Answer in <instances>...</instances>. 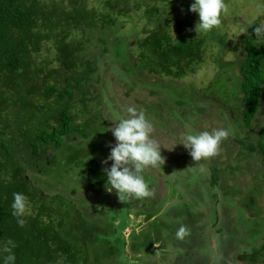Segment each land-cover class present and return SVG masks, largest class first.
Instances as JSON below:
<instances>
[{
  "label": "trees",
  "instance_id": "16d2710c",
  "mask_svg": "<svg viewBox=\"0 0 264 264\" xmlns=\"http://www.w3.org/2000/svg\"><path fill=\"white\" fill-rule=\"evenodd\" d=\"M169 1L96 0L94 4H88L86 0H0V264H4V257L8 255L3 249L9 246V241L15 244V264H117L119 254L123 253L124 239L120 230L124 225L114 228L110 224L116 238H108L104 235L106 229H101V219L107 217L106 214L98 216L100 214L82 211L72 198L60 192L48 195L39 188V183H35L38 175L44 176L53 169L59 174L57 179L64 180L56 159L61 158L65 149H73L68 138L81 129L80 124L73 123L75 98L79 97L77 100L83 107L97 98V102L100 100L92 83H89L92 81L90 75L95 71L91 57L95 47L104 54L109 53L128 74V79L129 74L140 77L139 73H142L145 79L141 82H148L152 94L160 90L169 93L170 98L163 97L148 103L160 106L155 108L156 112L171 108V105L176 108L189 105L192 110L195 108L192 102H201L202 94H208L210 100L197 103L198 110L216 106L210 105L211 100L216 99L222 105L220 108H227L234 115L229 116L234 132H244L255 117L261 113L264 115V41L256 38L254 29L258 25L251 24L244 35L245 55L234 63L238 71L234 82L226 83V75L232 68L227 65L231 63L221 65V59L213 54V63L217 67L214 80L202 90L194 85L183 86L179 80L193 74L205 63L209 56L205 54L206 49H212L214 43L222 48L218 42L225 39L213 30L197 33L181 25L176 26L173 34L172 24L165 21L172 10ZM182 5L190 11V4L183 0L180 7ZM134 11L141 13L139 18L142 20L137 19L142 26L131 37L119 34L123 18ZM44 52L48 55L43 57ZM133 80L129 82L135 84ZM221 82L228 85V90L219 96L213 88ZM189 88L190 92H187ZM228 92L232 101L239 93V101L222 102ZM155 111L152 116L156 114L158 117ZM204 115L213 117L209 111ZM238 136L233 142L245 145L244 139ZM248 139L245 135V140ZM255 143L256 146L250 143L245 148L249 152L258 148L264 161V125L257 131ZM75 150H72L73 154L69 153L67 161L73 160L76 163L73 168H79L78 180L88 183L98 192L103 191L105 171L95 159L81 160L80 151ZM172 154L175 160H183L180 167H191L183 158L185 154ZM189 162L194 164L192 157ZM163 166L166 167L165 164ZM195 166L193 169L199 170L200 167ZM172 174L176 176L173 181L180 183L181 177ZM209 174L206 178L219 180L214 169ZM215 179L213 184L217 183ZM177 185H172L174 195L180 189ZM14 193L26 195L31 204L23 217L26 221L23 227L12 214ZM71 194H75L74 189ZM215 198L217 205L219 199ZM136 200L130 201L135 203ZM192 215L187 214L188 220H193L195 215ZM93 227L99 229L94 228V232ZM98 232L102 234L99 238L96 237ZM134 233L131 231L128 236L130 251L136 254L146 248L142 247L143 240ZM170 240L176 243L175 237ZM103 241L106 242L103 243L104 248L95 255L93 246ZM156 241L162 248L166 246L161 240ZM109 244L112 255L103 258L102 252L108 251ZM261 247L264 250V243ZM254 252L259 250L254 249ZM245 256L254 262L248 254L240 255V259L246 260Z\"/></svg>",
  "mask_w": 264,
  "mask_h": 264
},
{
  "label": "rangeland",
  "instance_id": "374dc122",
  "mask_svg": "<svg viewBox=\"0 0 264 264\" xmlns=\"http://www.w3.org/2000/svg\"><path fill=\"white\" fill-rule=\"evenodd\" d=\"M95 1L86 0L88 4H94ZM182 1H169L172 10L165 21L172 24L173 34L176 33V26L179 25L194 31L199 22L198 13L189 11L184 5L180 7ZM184 1L190 5L195 2V0ZM226 4L229 13L226 16L222 15L221 26L213 30L215 34L224 36L225 41L221 39L218 42L223 47L214 43L212 49L207 48L205 54L209 56L205 59V63L193 74L179 80L180 85H194L195 88L202 90L213 81L217 71L213 63V54H217L216 57L221 59V65L231 63L227 65L232 68L226 75L228 79L226 83L234 82V78L238 76L237 66L234 63L245 55L244 35L248 33L251 24L264 23L263 0H227ZM140 12H129V16L123 18L124 24L118 33L133 36L135 30L138 31L142 26L137 19L141 15ZM47 55V52L42 54L43 57ZM91 57L95 62L93 65L95 71L92 75L89 74L92 78L89 83H92L100 100L97 102V98L96 101L83 107L77 100L79 97L75 98L72 112L76 116L73 123L80 124L81 129L76 130L77 133H73L68 138V143L72 146V150L80 151L78 153H81V160L95 159L104 171L105 167L110 168L113 163L108 161V164L104 165L103 161L108 158L111 147L116 144L112 131L108 129L114 127L116 121L127 115V107L143 109L154 126L153 139L159 142L161 154L166 158V167L149 168L143 173L150 188L155 190V195L152 198L136 200L135 203L131 201L123 203L115 190L109 193L104 187L103 191H96L88 183L78 180L79 168H73L76 164L72 162L73 160L69 163L67 161L69 153H74L70 148H64L61 158L56 159L60 173L64 174L62 177L64 180L57 179L59 174L53 169V172L45 173L44 176L38 175L35 183H39V188L48 195L60 192L72 198L82 211H89L93 215L100 214L98 216L106 214L107 217L101 219V229H106L103 233L108 238L110 236L112 239L116 238V233L112 232L110 224L114 228L124 225L120 230L124 239L123 253L119 254L117 264H132L133 260L136 264H212L213 255L218 257V264H264V250L261 249L264 243V161L258 148L251 152L245 148V145L250 143L256 146L257 131L264 125V115L261 113L255 117L251 126L244 132H234L230 127L229 119V116L231 118L234 115L229 109L220 108L222 105L216 99L213 98L210 104H217L216 106H207L202 111L198 110L197 103L203 104L210 100L208 94H202L201 102H192L196 111H192L195 108L191 110L189 105L182 108L171 105V108L158 109L156 112L155 108L160 106L148 103L163 97L170 98L167 91L160 90L152 94L148 82H141L145 79L142 73H139L140 77H131L129 74L128 79V74L122 71L121 65L114 62L109 53L104 54L99 47L93 49ZM132 64L135 62L133 61ZM130 79H134L135 84L130 83ZM226 83L216 84L213 90L215 89V92L222 96V92L228 90ZM93 89H90V92H93ZM187 92H190V88ZM229 96L230 93L227 98L223 97L222 102L226 100L231 102ZM240 97L239 93L236 94L234 101H239ZM154 111L159 115L158 117L156 114L155 117L152 116ZM206 111L211 112L213 117L207 118L204 115ZM219 128L230 132L229 138L222 142L220 155L208 161L190 163L191 157L187 155L190 154V150L181 144L184 136L188 132L198 134ZM237 135L240 139H244L245 145L233 142ZM245 135L249 137L248 140H245ZM172 153L185 154L183 158H186V162L191 167L185 165L183 168L180 167L183 160H175ZM195 165L200 167L199 170L193 169ZM212 169L216 171L215 177L219 178V180L213 178L217 180L216 184H213V179L206 178ZM172 173L181 177L180 183L173 181L176 176L174 177ZM175 184H178L183 194L177 190L178 193L174 195L172 185ZM72 189L75 190V194H71ZM216 196L219 199L217 205L214 203ZM187 214L189 216L194 214L193 220H188ZM190 221L192 224L188 225ZM181 225H186L191 230V235L183 241L175 237ZM94 228L99 229L93 227L94 232ZM131 231L143 240L142 247L146 248L144 251H138L136 254L130 251L128 235ZM100 236L102 234L98 232L96 237ZM171 237H175V244L170 240ZM158 239L166 245L164 248L156 241ZM103 243L106 244L103 241L98 243V246H93L96 249L95 255L102 247L104 248ZM110 244L108 251L103 250V258L111 257ZM254 249L259 252L253 253ZM164 254L167 257L163 258ZM242 254L252 256L254 262L247 256L244 257L246 260L240 259Z\"/></svg>",
  "mask_w": 264,
  "mask_h": 264
},
{
  "label": "clouds",
  "instance_id": "9594fccd",
  "mask_svg": "<svg viewBox=\"0 0 264 264\" xmlns=\"http://www.w3.org/2000/svg\"><path fill=\"white\" fill-rule=\"evenodd\" d=\"M190 11L199 15L195 31L207 33L221 26L222 15L226 16L229 8L225 0H195ZM254 32L258 40L264 41V23L256 26ZM126 113V116L115 122L114 127L108 129L112 131L116 144L111 147L110 155L103 161L104 165H107L108 161H113L110 168H104L105 189L109 193L115 190L123 203H128L133 198L143 200L154 197L155 190L150 188L143 173L149 168H162L166 163V158L160 151L161 145L153 139L154 126L145 111L127 107ZM229 136V130L219 128L211 132L187 134L181 144L190 150L194 161L202 162L220 155L222 142ZM13 197L12 214L23 227L26 222L23 217L30 210L31 204L29 198L22 193H14ZM190 235L191 230L186 225H181L175 233L176 239L180 241ZM8 245L3 249L8 253L4 257V264H15L16 257L13 252L15 244L9 241ZM132 264H136V261L133 260ZM212 264H218V257L215 255L212 257Z\"/></svg>",
  "mask_w": 264,
  "mask_h": 264
},
{
  "label": "water",
  "instance_id": "95a60500",
  "mask_svg": "<svg viewBox=\"0 0 264 264\" xmlns=\"http://www.w3.org/2000/svg\"><path fill=\"white\" fill-rule=\"evenodd\" d=\"M133 61H131V63H132Z\"/></svg>",
  "mask_w": 264,
  "mask_h": 264
}]
</instances>
